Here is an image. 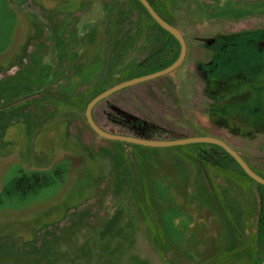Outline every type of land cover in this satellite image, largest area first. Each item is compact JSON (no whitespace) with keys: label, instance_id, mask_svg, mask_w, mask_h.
Segmentation results:
<instances>
[{"label":"rangeland","instance_id":"1","mask_svg":"<svg viewBox=\"0 0 264 264\" xmlns=\"http://www.w3.org/2000/svg\"><path fill=\"white\" fill-rule=\"evenodd\" d=\"M138 19L148 18L135 0H0V210L10 207L0 264L260 263L264 189L224 152L145 147L91 128L95 95L172 60L155 59L153 43L143 50V32L166 34ZM250 42L242 48L264 66ZM191 65L110 97L96 118L115 134L220 139L264 175V119L238 112L224 95L230 80Z\"/></svg>","mask_w":264,"mask_h":264},{"label":"flooded vegetation","instance_id":"2","mask_svg":"<svg viewBox=\"0 0 264 264\" xmlns=\"http://www.w3.org/2000/svg\"><path fill=\"white\" fill-rule=\"evenodd\" d=\"M147 1L160 17L183 36L187 47L185 61L189 59L193 62L189 70L201 72L206 78H218L224 82L230 80L223 83L224 95L226 97L230 95L229 99H233L238 112L241 114L254 112L260 116V120L264 119V66L261 63L256 65L254 54L242 48L243 44L251 41L255 42L254 52H261V56L264 53V21L257 20L255 15L258 11L259 14H264L262 11L264 9L257 7L258 0H190L185 7L179 5V0ZM166 1L170 2L169 8L163 6ZM139 3L136 2V6L148 19L147 21L138 19L137 24L153 22V26L161 29L162 27L152 18L143 4L140 1ZM242 10L249 11L250 15L242 19L246 23L240 24L238 21L240 18L237 16ZM185 25L193 28L192 30L197 34L188 35L183 29ZM199 26L205 28L207 34H198ZM162 29L169 34L164 32L166 35L160 36L147 35L143 32L141 47L144 50L153 43L152 54L155 59L162 56L168 59L177 56L179 58L182 50L180 42L173 34ZM252 31L255 32V38L241 42L243 40L241 38L247 37ZM198 53L201 55L200 58L197 57Z\"/></svg>","mask_w":264,"mask_h":264},{"label":"water","instance_id":"3","mask_svg":"<svg viewBox=\"0 0 264 264\" xmlns=\"http://www.w3.org/2000/svg\"><path fill=\"white\" fill-rule=\"evenodd\" d=\"M139 1L143 4V6L148 11V13L152 16V18L162 28H164L165 30L173 34L178 39L182 47L181 54L179 58L172 65L162 70H159L149 75L138 77V78H135L129 81H125L123 83H120L104 91L98 96H96L90 102L87 108V119L93 131L100 137L108 139V140L122 141V142L132 143V144L145 146V147H174V146L190 145V144L215 145V146L222 148L227 154H229L237 162V164L243 169V171L249 176L250 179H252L253 181L259 184L264 185V178L258 175L256 172H254L250 168V166L244 161V159L235 150H233L227 143H225L224 141L220 139L212 138V137H193V138H186V139H181V140L152 141V140L134 138L130 136L111 134L103 130L101 127H99V125L94 119L93 110L101 101L129 87H132V86H135V85H138V84L150 81V80H154L156 78H160L162 76L172 73L173 71L178 69L183 64L186 58V53H187L186 42L183 36L180 34V32L174 27H172L170 24H168L162 17H160V15L154 10V8L151 6V4L147 0H139ZM261 264H264V261Z\"/></svg>","mask_w":264,"mask_h":264},{"label":"trees","instance_id":"4","mask_svg":"<svg viewBox=\"0 0 264 264\" xmlns=\"http://www.w3.org/2000/svg\"><path fill=\"white\" fill-rule=\"evenodd\" d=\"M136 2H138L139 3V1L138 0H135ZM139 5L140 6H142L140 3H139ZM153 21V20H152ZM162 29V28H161ZM163 30V29H162ZM164 31V30H163ZM165 33H167L166 31H164ZM167 34H169V33H167ZM178 59V56L176 57V58H174V59H172L170 62H169V64L166 66V67H168V66H170V65H172L176 60ZM184 65V64H183ZM165 67V68H166ZM164 69V68H163ZM162 70V69H161ZM176 70H178V69H176ZM175 70V71H176ZM174 72V71H173ZM169 75V74H168ZM124 82V81H123ZM130 88V87H129ZM128 89V88H127ZM125 90V89H124ZM124 90H122V91H124ZM122 91H120V92H117V93H115V94H113L112 96H114V95H116V94H120ZM102 93V92H101ZM101 93H99V94H101ZM99 94H97V95H95V97L96 96H98ZM112 96H110V97H112ZM94 97V98H95ZM110 97H108L107 99H105V100H103V101H101L95 108H94V110H93V115H94V119H95V121L97 122V124L99 125V127H101L103 130H105L106 132H108L102 125H101V123L98 121V119L96 118V115H95V112H96V110H97V108H99L104 102H106L108 99H110ZM93 98V99H94ZM92 99V100H93ZM91 100V101H92ZM108 133H111V134H115V133H112V132H108ZM117 135H123V134H117ZM124 136H129V135H124ZM130 137H134V138H139V139H144V140H152V141H165V140H163L162 138H160V137H156V136H154V137H145V136H143V135H133V136H130ZM200 145H206V146H214V147H216V148H218V149H220L222 152H224L225 154H226V156H228V158L229 159H231L232 160V162L239 168V170L248 178V179H250L249 178V176L243 171V169L237 164V162L233 159V158H231V156L229 155V154H227L222 148H220V147H218V146H215V145H209V144H200ZM195 146H198V145H195ZM5 166H9L8 164H6ZM253 171L254 172H256L258 175H260L261 177H263L264 178V175H262V174H260V173H258L257 171H255L254 169H253ZM2 175V174H1ZM252 182H254V183H256V184H258V186H260V187H262L263 189H264V185H262V184H259V183H257V182H255V181H253L252 179H250ZM7 208H10V207H8V206H6V208H3L2 210L3 211H1L0 210V223L1 222H4V220H2V216H3V214L4 213H6L7 211L9 212V210H7ZM264 224V223H263ZM236 231V230H235ZM235 234V233H234ZM235 238L237 239V236H236V234H235ZM264 261V254L260 257V259H259V264H261L262 262Z\"/></svg>","mask_w":264,"mask_h":264}]
</instances>
